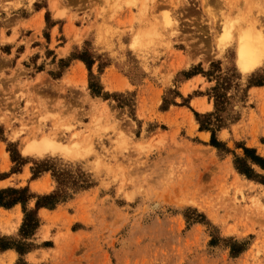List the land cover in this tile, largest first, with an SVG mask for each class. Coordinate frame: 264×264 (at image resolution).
<instances>
[{"label": "rangeland", "instance_id": "1", "mask_svg": "<svg viewBox=\"0 0 264 264\" xmlns=\"http://www.w3.org/2000/svg\"><path fill=\"white\" fill-rule=\"evenodd\" d=\"M247 34L264 39V0H0L2 189L63 195L28 236L36 198L0 210V264H264V170L244 153L264 159V51L240 70ZM195 113L220 116L217 146Z\"/></svg>", "mask_w": 264, "mask_h": 264}, {"label": "trees", "instance_id": "2", "mask_svg": "<svg viewBox=\"0 0 264 264\" xmlns=\"http://www.w3.org/2000/svg\"><path fill=\"white\" fill-rule=\"evenodd\" d=\"M255 84L261 85L260 82H256ZM213 91H217V88H214ZM214 104L216 108L218 104L217 99H215ZM216 109L218 110V108ZM212 116L213 115H210V114L200 115V114L195 113V117L199 123L200 129L210 130L211 131V143L217 146L218 142L216 141V138H215V129L212 126L215 125L217 128H221L222 119L220 118V116L216 115L214 118V121H212L211 119ZM244 153H245L246 158H248L251 162L257 164L259 167H261L264 170V159L263 158L256 156L255 154H251V150L249 148H244ZM14 160L15 158L13 157V161ZM235 169L240 174L245 175L249 179H252V177L257 176L253 174L252 168H250V166H248L246 162L241 159H237L235 161ZM40 171L41 170L35 171L33 173V178H35ZM62 197L63 195L58 192H54L48 195L35 196L33 194L28 193L27 188H22V189L7 188V189L0 190V206L5 207V208H10L11 206L17 203H20L22 206H24L25 203L29 199L36 198L35 207L33 210L27 211L25 207H23L25 216L23 219L22 227H21V233L23 236H28L33 232V230L38 225V218L36 216L37 210L39 208H53ZM8 247H9L8 243H3L0 245V250L7 249Z\"/></svg>", "mask_w": 264, "mask_h": 264}, {"label": "bare ground", "instance_id": "3", "mask_svg": "<svg viewBox=\"0 0 264 264\" xmlns=\"http://www.w3.org/2000/svg\"><path fill=\"white\" fill-rule=\"evenodd\" d=\"M248 34L245 36H241L239 38L238 43L236 41V43H237L236 44L237 45V65L240 68V70H242V71H248L251 68H253L254 65L259 61V59L262 56V53L264 51V39H262L260 37H251ZM203 138H206V135L203 136ZM21 150H22L21 152L23 154H30L32 152H36V153L40 154L46 150L52 151V150H54V147H53V145H51L47 142H43L40 145H31V146L30 145H24Z\"/></svg>", "mask_w": 264, "mask_h": 264}, {"label": "crops", "instance_id": "4", "mask_svg": "<svg viewBox=\"0 0 264 264\" xmlns=\"http://www.w3.org/2000/svg\"><path fill=\"white\" fill-rule=\"evenodd\" d=\"M8 162L9 161L6 158V156H3V158L0 157V189L5 188L6 185H7L8 180L10 179V176L9 175L2 174V173H5L7 171L8 166H9L8 165ZM16 207L17 206L15 205L13 207H10L8 209H5L4 207H1L0 206V210H2V211H11L13 209H16Z\"/></svg>", "mask_w": 264, "mask_h": 264}]
</instances>
